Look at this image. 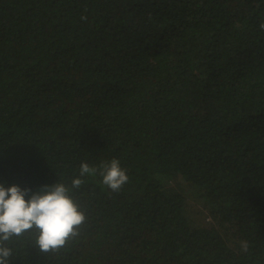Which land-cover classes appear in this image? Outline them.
Returning <instances> with one entry per match:
<instances>
[{"label":"trees","instance_id":"obj_1","mask_svg":"<svg viewBox=\"0 0 264 264\" xmlns=\"http://www.w3.org/2000/svg\"><path fill=\"white\" fill-rule=\"evenodd\" d=\"M261 24L264 0H0V184L97 169L70 192L79 235L42 253L29 230L10 264H264Z\"/></svg>","mask_w":264,"mask_h":264},{"label":"clouds","instance_id":"obj_2","mask_svg":"<svg viewBox=\"0 0 264 264\" xmlns=\"http://www.w3.org/2000/svg\"><path fill=\"white\" fill-rule=\"evenodd\" d=\"M260 28L264 29V24ZM96 173V168L81 163L79 176L72 180L71 188L57 183L31 195L27 189L15 185L5 188L0 184V264H10L13 255L7 242L29 230L37 231L35 245L42 253L59 251L77 237L86 215L71 198L70 192L80 188L83 183L80 177ZM100 175L102 183L113 192H119L129 182L127 169L116 158L101 165ZM242 249L247 251V242L242 243Z\"/></svg>","mask_w":264,"mask_h":264},{"label":"rangeland","instance_id":"obj_3","mask_svg":"<svg viewBox=\"0 0 264 264\" xmlns=\"http://www.w3.org/2000/svg\"><path fill=\"white\" fill-rule=\"evenodd\" d=\"M168 185L175 189L182 190L187 196V215L193 221L194 225L197 226H212L213 220L209 216L206 208L202 203L198 202L189 191L187 185L179 180H172L168 182Z\"/></svg>","mask_w":264,"mask_h":264}]
</instances>
